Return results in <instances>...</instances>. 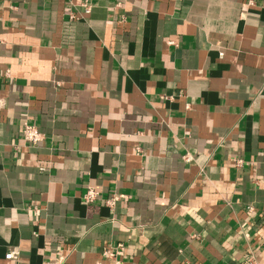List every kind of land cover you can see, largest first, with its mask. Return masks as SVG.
Masks as SVG:
<instances>
[{
    "label": "crops",
    "instance_id": "0c3cea01",
    "mask_svg": "<svg viewBox=\"0 0 264 264\" xmlns=\"http://www.w3.org/2000/svg\"><path fill=\"white\" fill-rule=\"evenodd\" d=\"M76 1L0 0V264H264V0Z\"/></svg>",
    "mask_w": 264,
    "mask_h": 264
},
{
    "label": "built area",
    "instance_id": "2783aa9c",
    "mask_svg": "<svg viewBox=\"0 0 264 264\" xmlns=\"http://www.w3.org/2000/svg\"><path fill=\"white\" fill-rule=\"evenodd\" d=\"M251 2V1H250ZM74 6L79 9V12H71L69 18L71 20L78 19L84 15H88L92 10V4L90 0H78L74 3ZM23 141L27 146H35L41 142L44 138L43 133L35 125L24 123L20 133ZM239 163L241 161H238ZM82 199L86 204L94 203L95 201L101 200L109 207H113L117 198L115 196L109 198H103L99 191L93 188H88L82 195ZM125 247L122 243L115 245L106 246L102 250V256L109 259L113 264H124ZM7 259L15 258L16 252L10 251L5 256ZM63 256H58L54 261H45L42 264H62ZM238 264H258L256 258L251 250L243 254Z\"/></svg>",
    "mask_w": 264,
    "mask_h": 264
}]
</instances>
